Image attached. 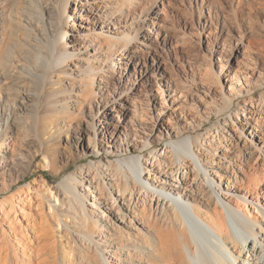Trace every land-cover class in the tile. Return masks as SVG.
I'll return each instance as SVG.
<instances>
[{
  "label": "rangeland",
  "instance_id": "1",
  "mask_svg": "<svg viewBox=\"0 0 264 264\" xmlns=\"http://www.w3.org/2000/svg\"><path fill=\"white\" fill-rule=\"evenodd\" d=\"M65 2L68 0H0V98L17 121L14 129L10 124L7 127L6 119L1 120L8 128V139L4 135L1 145L17 149L20 161L13 171L25 175L13 189L0 192V235L14 221L23 226V235L29 238L25 251L23 244L17 245L21 256H40L51 264H102L101 252L106 254V243L99 249L88 236L103 231L108 222L114 221L126 232L131 224L129 219L116 221L115 205L108 209L94 203L91 195L109 197L104 172L114 175L136 195L141 208H149V198L137 194V189L134 192L133 183L119 173V159L143 154L157 169L153 175L161 176L158 168L178 171L181 163L175 153L162 151L166 140L161 130L171 127L178 131L187 122L194 124L208 115L210 121L192 133H199L206 144L214 142L220 152L227 142L222 139V144L218 137L236 139L232 127L224 123L226 115L214 111L217 104H223L222 86L229 75L236 69L244 70L252 57L259 59L257 43L241 35L246 32L250 38L264 39V0H89L93 7L112 16L120 32L132 31L133 20L143 14L139 25L149 23L154 30L152 40L146 44L135 42L122 63L120 48L102 55L91 43L88 50H76L61 68L46 53L48 41L43 33L48 29V12H55L59 18L58 10ZM83 2L87 1L68 2L73 7L69 10L71 20L63 27L69 41L79 36L88 41L93 35L94 15L81 10ZM134 55L140 65L130 59ZM135 81H139L137 88L115 104L116 111H111L112 125L104 138L123 150L101 149V127L96 122L92 125L94 117L110 101L108 90L125 92ZM30 92L37 93L33 110H23ZM261 92L259 89L256 96ZM247 97H239L235 107ZM135 104L144 108L145 121L135 119ZM172 106L177 107L175 111ZM158 108L167 112L155 117L154 126L151 117ZM218 121L220 127L225 126L224 131L216 129ZM137 125L146 129L137 132ZM151 132L155 133L149 139L151 147L143 149ZM131 142L137 143L135 149ZM152 148L159 153H152ZM34 154L36 158L31 161ZM73 172L80 181L81 177L89 179L78 183L80 193L87 196L85 205L57 188ZM3 174L10 182V171L0 172ZM5 186L0 181V188ZM13 193L17 196L15 210L9 216L6 211L12 205L6 198ZM132 224L133 232L140 231V223L135 220ZM109 249L108 255L114 257L116 247Z\"/></svg>",
  "mask_w": 264,
  "mask_h": 264
},
{
  "label": "bare ground",
  "instance_id": "2",
  "mask_svg": "<svg viewBox=\"0 0 264 264\" xmlns=\"http://www.w3.org/2000/svg\"><path fill=\"white\" fill-rule=\"evenodd\" d=\"M86 1L82 3L85 7L81 10H88L94 15V32L88 41L80 36L71 41L67 39L68 31L63 26L69 24V10L73 8L68 2L60 10L57 9L59 18L55 12H48V29L43 33L44 39L48 41L46 53L61 68L67 65L70 57L75 56L76 50L87 49L91 43L95 45V52L102 55L112 54L120 48L122 63L128 59L127 53L132 51L135 42L146 44L152 40L154 30L149 23L144 20V25H139L143 14L133 20L135 25L132 31L120 32L106 10L96 9L89 0ZM241 37L253 44L257 43L261 52L259 59L254 60L252 57L251 63L245 65L244 70L236 69L229 75L222 86L220 99L223 104H217L214 111L218 115H226L224 123L232 127L236 139L233 136L227 138L226 135L218 137L221 143L222 139L227 142L224 151L220 152L214 142L206 144L199 133H192L210 121L211 115H208L194 124L187 122L178 131L171 127L161 130L166 140L162 151L170 149L175 153L181 163L178 171L160 170L157 167L161 176L153 175L152 172L157 169L143 154L126 155L119 159V173L133 183L134 192L137 189V194L149 198L148 209L141 208L138 197L121 185L114 175L104 172L102 178L106 181L109 197L103 199L102 195H91L94 203L108 209L115 205L116 221L129 219L131 224L127 225L130 231L126 232L114 221L108 222L103 231L98 230V233L88 236L99 249L106 243V254L100 251L102 264H264V39L256 36L250 38L246 32ZM136 58L134 55L130 59L140 65ZM221 73L217 74L218 77ZM138 82L132 83V89L125 92L112 93L108 90L106 93L110 101L99 110L92 122L93 126L96 122L101 127L98 128L103 137L101 149L110 148L109 152L123 150L119 145L107 143L104 138L110 132L112 122L109 117L113 116L111 111H116L115 104L120 103L129 91L136 89ZM259 89L262 92L256 96ZM205 91L210 93L209 89ZM36 95L31 92L28 94L23 110H33ZM241 96L248 97L242 100L240 106L235 107L236 100ZM176 108L171 107L174 111ZM166 112L159 108L155 110V115L151 117L154 126L157 122L155 117L164 116ZM145 114L143 107L134 105L136 120L145 121ZM2 119H6L7 127L10 124L16 128V118L6 110L0 98V150H4V154L0 155V172L9 170L12 174L10 182L6 181L4 174L0 175V181L6 184L0 188V192L13 189L25 176L14 172L19 159L17 149H5L1 145L4 135L8 139V128L3 127ZM218 123L215 124L216 129L224 131L225 126L220 127ZM134 129L142 132L146 128L137 125ZM137 136L141 137L136 133ZM154 136L153 132L148 134L143 149L151 147L150 140ZM135 144L131 142L130 146L135 149ZM125 150L128 152V147ZM152 153L159 151L152 148ZM34 158L35 154L30 160ZM81 178L80 181L76 172L70 173L57 188L75 196L85 205L87 196L80 193L78 183L89 182V179ZM15 196L13 193L6 198L12 205V209L6 211L9 216L15 210ZM135 220L141 228L133 232L135 226L132 222ZM23 234V226L13 221L10 228L0 235V264H25L28 261L27 264H51L40 256L34 258L32 255H20L17 245L23 244L25 251L29 239ZM110 246L116 247L114 257L108 255Z\"/></svg>",
  "mask_w": 264,
  "mask_h": 264
}]
</instances>
